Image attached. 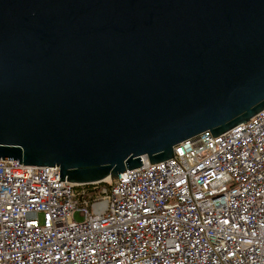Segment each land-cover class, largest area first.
I'll return each instance as SVG.
<instances>
[{
    "label": "water",
    "instance_id": "95a60500",
    "mask_svg": "<svg viewBox=\"0 0 264 264\" xmlns=\"http://www.w3.org/2000/svg\"><path fill=\"white\" fill-rule=\"evenodd\" d=\"M264 110V0H0V160L91 186Z\"/></svg>",
    "mask_w": 264,
    "mask_h": 264
},
{
    "label": "built area",
    "instance_id": "2783aa9c",
    "mask_svg": "<svg viewBox=\"0 0 264 264\" xmlns=\"http://www.w3.org/2000/svg\"><path fill=\"white\" fill-rule=\"evenodd\" d=\"M100 185L0 160V264H264V110Z\"/></svg>",
    "mask_w": 264,
    "mask_h": 264
},
{
    "label": "trees",
    "instance_id": "16d2710c",
    "mask_svg": "<svg viewBox=\"0 0 264 264\" xmlns=\"http://www.w3.org/2000/svg\"><path fill=\"white\" fill-rule=\"evenodd\" d=\"M102 188H103V185L93 186V187L85 186L86 195L90 198L99 197V195L101 194Z\"/></svg>",
    "mask_w": 264,
    "mask_h": 264
},
{
    "label": "rangeland",
    "instance_id": "374dc122",
    "mask_svg": "<svg viewBox=\"0 0 264 264\" xmlns=\"http://www.w3.org/2000/svg\"><path fill=\"white\" fill-rule=\"evenodd\" d=\"M88 187H93L92 185L91 186H88ZM77 220L79 221L80 219L76 216Z\"/></svg>",
    "mask_w": 264,
    "mask_h": 264
}]
</instances>
